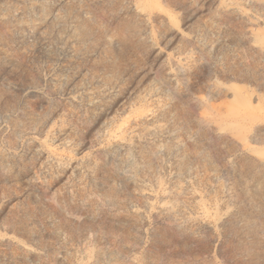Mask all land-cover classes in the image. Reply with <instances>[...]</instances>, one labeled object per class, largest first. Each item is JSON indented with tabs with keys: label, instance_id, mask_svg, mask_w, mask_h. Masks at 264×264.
Segmentation results:
<instances>
[{
	"label": "rangeland",
	"instance_id": "1",
	"mask_svg": "<svg viewBox=\"0 0 264 264\" xmlns=\"http://www.w3.org/2000/svg\"><path fill=\"white\" fill-rule=\"evenodd\" d=\"M0 264H264V0H0Z\"/></svg>",
	"mask_w": 264,
	"mask_h": 264
}]
</instances>
